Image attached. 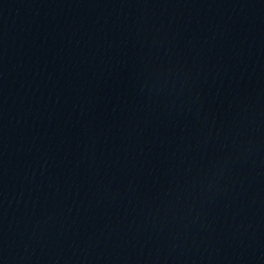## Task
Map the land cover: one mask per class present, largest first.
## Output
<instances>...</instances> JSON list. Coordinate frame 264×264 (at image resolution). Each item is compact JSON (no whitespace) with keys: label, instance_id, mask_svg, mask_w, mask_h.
Returning a JSON list of instances; mask_svg holds the SVG:
<instances>
[{"label":"water","instance_id":"water-1","mask_svg":"<svg viewBox=\"0 0 264 264\" xmlns=\"http://www.w3.org/2000/svg\"><path fill=\"white\" fill-rule=\"evenodd\" d=\"M264 36V0H0V195L129 131Z\"/></svg>","mask_w":264,"mask_h":264}]
</instances>
